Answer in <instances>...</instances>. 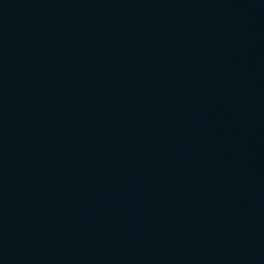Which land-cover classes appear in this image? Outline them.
I'll return each mask as SVG.
<instances>
[{
  "label": "water",
  "instance_id": "obj_1",
  "mask_svg": "<svg viewBox=\"0 0 264 264\" xmlns=\"http://www.w3.org/2000/svg\"><path fill=\"white\" fill-rule=\"evenodd\" d=\"M0 264H264V0H0Z\"/></svg>",
  "mask_w": 264,
  "mask_h": 264
}]
</instances>
